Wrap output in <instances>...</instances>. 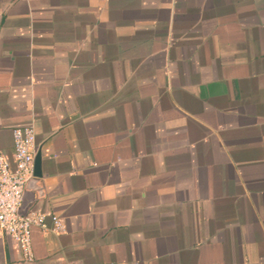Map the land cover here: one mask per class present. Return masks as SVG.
I'll use <instances>...</instances> for the list:
<instances>
[{"label":"crops","instance_id":"1","mask_svg":"<svg viewBox=\"0 0 264 264\" xmlns=\"http://www.w3.org/2000/svg\"><path fill=\"white\" fill-rule=\"evenodd\" d=\"M27 125L30 264H264V0H0L11 160Z\"/></svg>","mask_w":264,"mask_h":264},{"label":"built area","instance_id":"2","mask_svg":"<svg viewBox=\"0 0 264 264\" xmlns=\"http://www.w3.org/2000/svg\"><path fill=\"white\" fill-rule=\"evenodd\" d=\"M13 160L0 149V230L7 232L16 242L26 263L36 260L32 230L62 233L63 219L41 209L25 204L28 184L35 177V157L38 152L36 132L33 125L13 129ZM52 221L49 225L48 220Z\"/></svg>","mask_w":264,"mask_h":264},{"label":"water","instance_id":"3","mask_svg":"<svg viewBox=\"0 0 264 264\" xmlns=\"http://www.w3.org/2000/svg\"><path fill=\"white\" fill-rule=\"evenodd\" d=\"M35 176H41L42 174V153L41 151H38L35 157ZM25 204H27V199L25 201Z\"/></svg>","mask_w":264,"mask_h":264}]
</instances>
